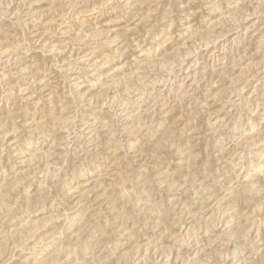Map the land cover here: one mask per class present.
Instances as JSON below:
<instances>
[{"label":"rangeland","instance_id":"1","mask_svg":"<svg viewBox=\"0 0 264 264\" xmlns=\"http://www.w3.org/2000/svg\"><path fill=\"white\" fill-rule=\"evenodd\" d=\"M0 264H264V0H0Z\"/></svg>","mask_w":264,"mask_h":264},{"label":"bare ground","instance_id":"2","mask_svg":"<svg viewBox=\"0 0 264 264\" xmlns=\"http://www.w3.org/2000/svg\"><path fill=\"white\" fill-rule=\"evenodd\" d=\"M231 219V218H230ZM230 221V220H229Z\"/></svg>","mask_w":264,"mask_h":264}]
</instances>
